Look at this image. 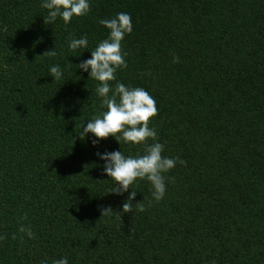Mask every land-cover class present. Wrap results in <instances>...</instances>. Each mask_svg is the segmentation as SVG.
I'll return each instance as SVG.
<instances>
[{"label": "trees", "instance_id": "obj_1", "mask_svg": "<svg viewBox=\"0 0 264 264\" xmlns=\"http://www.w3.org/2000/svg\"><path fill=\"white\" fill-rule=\"evenodd\" d=\"M42 2L0 0V264H264V0H89L68 24L45 23ZM119 12L133 31L112 89L148 91L155 142L186 161L164 174L159 202L147 179L112 192L96 155H143L145 145L80 137L107 109L78 64L109 35L99 20ZM83 36L88 48L70 50ZM25 213L36 238L21 242Z\"/></svg>", "mask_w": 264, "mask_h": 264}, {"label": "clouds", "instance_id": "obj_2", "mask_svg": "<svg viewBox=\"0 0 264 264\" xmlns=\"http://www.w3.org/2000/svg\"><path fill=\"white\" fill-rule=\"evenodd\" d=\"M41 7L48 10L45 23L55 22L57 17H61L65 24H68L74 16L81 17L90 12L89 0H43ZM99 23L109 30L106 39L99 42L91 51V58L78 64V68L84 71L91 70L89 77L99 82L96 92L102 97V107L106 111L93 117L83 127V136L92 133L97 139L92 143L95 145L98 139H106L113 136L119 141L135 145H145L143 155H128L121 151L105 152L96 155L105 160L103 171L117 182L118 187L112 192L122 194L132 188L134 182L147 179L152 187V198L159 202L166 194L165 173L173 169L177 163L185 165L186 161L179 157L170 158L164 156L165 145L158 141L157 131L150 127L152 118L158 115L156 100L143 87L126 86L117 82L115 89H112L111 81L116 80L118 69L127 68L125 57L128 55L122 48V41L126 34L133 31L132 18L130 14L119 12L110 19H100ZM72 51L88 48V38L83 36L79 39L72 38L69 42ZM43 55L55 57V49L46 51ZM173 62H179V57H174ZM49 73L54 80H60L62 71L59 65L50 66ZM111 92V95H109ZM119 134V136H118ZM152 140L154 143L149 144ZM136 191L129 192L127 199L123 203V212L129 213L133 210L132 201L135 200ZM136 209L143 212L144 205L141 202L135 203ZM113 212L110 206L101 209V216H108ZM121 216V213H118ZM28 219L27 214H22L18 219V232L21 233L19 239L24 240V235L35 239V233L30 224H24ZM13 239L17 235L13 234ZM7 239L5 235H0V241ZM46 264V261H41ZM53 264H68L67 257L54 260ZM215 264V261L212 262Z\"/></svg>", "mask_w": 264, "mask_h": 264}]
</instances>
